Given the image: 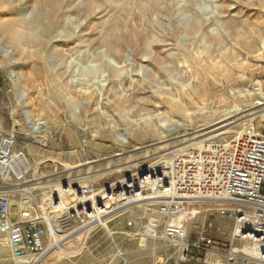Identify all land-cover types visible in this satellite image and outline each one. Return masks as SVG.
<instances>
[{"label": "rangeland", "instance_id": "374dc122", "mask_svg": "<svg viewBox=\"0 0 264 264\" xmlns=\"http://www.w3.org/2000/svg\"><path fill=\"white\" fill-rule=\"evenodd\" d=\"M0 20H19L17 29L41 42L29 47L0 36V137H17L27 173L0 185L10 189L1 193L13 217L30 207L34 217L53 216L64 231L58 240L65 259L57 261V250L42 264H179L176 246L137 236L147 210L157 207L128 205L125 185L114 190L123 191L120 208L105 224L90 226L87 212L110 204L102 198L114 183L152 175L144 171L156 162L235 139V133L210 139L222 130H264L256 117L264 105L216 124L236 106L246 109L240 93L254 79L264 84V0H0ZM23 22H37L36 32ZM155 130L160 134L149 133ZM35 183L66 188L71 208L58 215L45 192L22 189ZM85 187L89 192L80 194ZM83 195H97L99 204L82 203ZM214 202L188 208L187 241L215 242L208 252L192 247L188 264H216L217 252L225 262L237 253L227 264H241L249 246L231 241L233 217L220 214L241 206ZM2 239L0 264H20Z\"/></svg>", "mask_w": 264, "mask_h": 264}, {"label": "built area", "instance_id": "2783aa9c", "mask_svg": "<svg viewBox=\"0 0 264 264\" xmlns=\"http://www.w3.org/2000/svg\"><path fill=\"white\" fill-rule=\"evenodd\" d=\"M246 129L230 142H211L176 155L169 163L161 164L158 172L138 180L137 191L124 190L127 204L136 197L157 207L147 210L149 215L137 236L176 246L179 264H188L192 247L208 252L215 245L206 236L198 244L187 241L188 208L200 202L227 200L241 206L230 212L220 210L221 215L229 213L233 217L232 242L247 244L252 250L251 254L241 252V264H264V130L257 132L253 125ZM17 146L15 135L0 137V182L13 177L21 180L27 174L24 153ZM88 192V188L80 190V194ZM31 209L25 207L19 218L13 217L10 199L0 192V235L20 264H42L52 245L51 221L45 215L34 217ZM93 211L90 208L88 216ZM123 264L132 263L123 259Z\"/></svg>", "mask_w": 264, "mask_h": 264}, {"label": "bare ground", "instance_id": "6f19581e", "mask_svg": "<svg viewBox=\"0 0 264 264\" xmlns=\"http://www.w3.org/2000/svg\"><path fill=\"white\" fill-rule=\"evenodd\" d=\"M18 22H19V20H15L14 22H11V23H5L2 20H0V36L6 37V38L10 39L11 41L17 43L18 45H25V46H29V47L31 45L32 46L33 45L36 46V45H39V44L41 45V42L39 41L40 39L38 38L39 36H37L38 34L37 35H33L34 36V38H32L33 40L27 39V37L24 34H22L21 31H19L17 29ZM23 23H26L27 24L26 25L27 31L29 30V32H31V33L36 32L35 31V28L37 26L36 25L37 22L36 23L35 22L34 23L33 22H23ZM30 36H32V35L30 34ZM255 80L256 79L253 80L252 89L250 88L251 90L241 91V93L239 92L244 97L243 102H245L247 104L246 109H244V107H242V108L241 107H238L237 108V106H236V108H233V110L228 111L227 113H225V116H227V118H225L222 121L217 122L216 124H219V123H221V122H223L225 120L231 119L232 117H234V116H236V115H238V114H240L242 112H245V111H248V110H252L254 108H257L259 106L264 105V84L261 81H259V80L258 81L257 80L255 81ZM87 103H91V100L88 99L87 100ZM256 117L261 118V120L264 121V114L257 115ZM204 118L207 119L206 117H204ZM253 119H255V117ZM253 119H251V120H253ZM232 123L233 122H230V123H227V124H223V125L217 127L216 129H214L212 131L224 129L225 127L229 126ZM161 126H163V125H161ZM149 133H151V134L156 133L157 134L158 132H157V130H155V131H150ZM230 133H233V134L235 133V135H236L235 138H237L238 136H240V135L243 134L240 131L239 132H236V131H231L230 129H225V130H222L221 132H219L218 134L214 135L210 139H214V138L219 137V136H225V135H228ZM158 134H160V133H158ZM203 142L204 141H201V142H198L196 144L199 145V144H201ZM182 151H184L183 148L177 150L178 153H180ZM177 155H179V154H177ZM174 156H176V155H174ZM163 162L162 163H160V162L154 163L150 168L146 169L144 172H148L149 171L151 174H154V172H158V168L161 167L160 165L163 164ZM27 168H28V166H27ZM136 175L131 176V177H128L127 178L128 179L127 180L128 183H125L123 181H120V182L114 183L113 185H111L110 187H108L106 189V192L104 191L107 195H104V197L102 199H108L109 202H110V204L106 203L104 205L101 204L102 206H99V205L97 207L94 206V208L95 207L97 208V210H98L97 212L98 213H95V212H93L92 214L89 213V216L92 218V221L90 222V226L91 225L93 226V225L101 224V223L102 224H105L104 223V219L105 220H108V218L113 214V212L116 209L120 208V206L117 207V203L119 202L118 201V198L121 196V194H123V191H122V193L120 192V194L118 193L119 195H117V193L114 192L115 189H119L121 187V185H125L124 188H123L125 191H128V192H135V191H137L139 185L135 181L139 180V178ZM156 176H157V173H156ZM151 178L153 179L154 177H151ZM86 185H88V183ZM48 186L47 185L46 186L45 185H41L39 183H37V184L35 183V184L25 185V186H23L22 189L25 192H30L31 190H38V189H40L41 191L45 192L44 194L46 196H49V198L48 199H45V201L46 202H49L50 204L53 203V207L55 209L54 211L58 215H60L62 212L64 213L65 210L70 209L71 207L69 206L70 205L69 204V200L66 198L67 196L65 197V193L67 191V190H65L66 188L60 189L59 187H57L55 189H53V188L52 189H49ZM86 187H88V186H86ZM67 188L69 190H72L70 184H69V186ZM3 189L4 190H1L0 192L7 193V194L10 192V191H8L10 189L6 190L7 187H5ZM13 190H15V189H13ZM109 192H111V195H110ZM97 195H93V196H85V195H83L82 197L79 198V200L82 201V203L90 200L91 198H94V200H95V197H97ZM53 196L55 197L56 200L57 199H60V202H59L58 205H57L56 201L55 202L53 201V199H54V198H52ZM115 196H116V198H115ZM132 198H135V199H133L134 201L133 200L131 201L132 202L131 204H135V202H138L139 200H143V199H139V198H136V197H132ZM97 203L99 204V201H96L95 204H97ZM214 203L224 204L225 205L227 202H223V203L214 202ZM79 204H80V202H79ZM112 205H115L114 208H113V210L112 211L108 210V209L112 208ZM75 207L72 209V212L73 211H80L79 209H76ZM92 209H93V207H92ZM93 210H96V209H93ZM119 210H121V209H119ZM81 211L82 212H85L86 210L85 209H82ZM193 212H195V209H193L190 213H193ZM100 213H103V214H100ZM187 215H188V217L190 216V214H187ZM46 217H47L48 220L51 221V224H52V226L50 227V235H51V238H52V245L49 248V250L46 252L43 261L44 260H47L57 250H60L61 251V254L58 255V257H57V258H59V260H57V261H60V260L62 261L63 259H65V254H68V253L61 246V241L58 240V236H60L61 234H63L64 231L62 230V228H59V225L56 223V221H55V219H54L53 216L48 215ZM234 233H235V230L232 232L231 241H233ZM2 240L5 242V244L10 249L7 240L5 238L2 239ZM243 248H244V246H243ZM10 251H11V249H10ZM251 252H252V250L249 247L248 248V254H251ZM215 254H217L216 257H218V258L215 259V263L216 264H227L229 261L235 260L238 257V254L237 253H234V252L233 253H230V255L227 256V258H228L227 262H225V261L222 260V258H220L221 255L219 256L218 253H215Z\"/></svg>", "mask_w": 264, "mask_h": 264}, {"label": "water", "instance_id": "95a60500", "mask_svg": "<svg viewBox=\"0 0 264 264\" xmlns=\"http://www.w3.org/2000/svg\"><path fill=\"white\" fill-rule=\"evenodd\" d=\"M146 173H148V172H144V174H146ZM89 209V208H88Z\"/></svg>", "mask_w": 264, "mask_h": 264}]
</instances>
